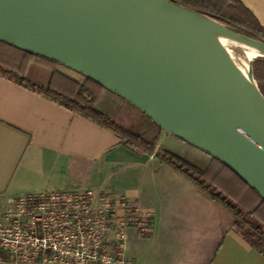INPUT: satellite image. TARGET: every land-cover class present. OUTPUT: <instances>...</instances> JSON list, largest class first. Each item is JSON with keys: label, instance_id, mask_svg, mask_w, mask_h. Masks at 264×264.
Returning <instances> with one entry per match:
<instances>
[{"label": "water", "instance_id": "95a60500", "mask_svg": "<svg viewBox=\"0 0 264 264\" xmlns=\"http://www.w3.org/2000/svg\"><path fill=\"white\" fill-rule=\"evenodd\" d=\"M202 20L264 56V41L169 0H0V41L100 83L264 199V97Z\"/></svg>", "mask_w": 264, "mask_h": 264}, {"label": "crops", "instance_id": "0c3cea01", "mask_svg": "<svg viewBox=\"0 0 264 264\" xmlns=\"http://www.w3.org/2000/svg\"><path fill=\"white\" fill-rule=\"evenodd\" d=\"M241 1L264 27V0ZM61 66L74 71L57 68L61 73L84 79ZM30 67L26 77L46 85L52 71L30 74ZM95 106L127 129L142 114L108 89L101 91ZM156 150L169 151L200 169L211 159L163 128ZM212 182L228 192L239 178L224 166ZM86 188L125 196L151 212V233L127 229L125 254L134 264H264V255L231 228V211L188 176L154 152L122 145L110 128L0 72V220L16 195Z\"/></svg>", "mask_w": 264, "mask_h": 264}, {"label": "trees", "instance_id": "16d2710c", "mask_svg": "<svg viewBox=\"0 0 264 264\" xmlns=\"http://www.w3.org/2000/svg\"><path fill=\"white\" fill-rule=\"evenodd\" d=\"M175 4L208 16L237 33L248 34L264 41V27L241 0H169ZM38 63L52 70L46 85H39L26 77L30 63ZM54 60L31 53L11 43L0 41V72L18 84L44 93L65 108L86 116L113 130L120 143L143 153L155 155L173 166L210 197L228 208L233 214L231 228L264 255V199L239 176V182L228 192L217 188L212 179L226 164L211 156L205 169H200L183 158L166 150H156L162 128L142 112L132 129L121 126L114 119L98 110L95 102L103 89L100 83L84 76L77 81L60 71ZM251 76L264 97V56L250 63Z\"/></svg>", "mask_w": 264, "mask_h": 264}, {"label": "built area", "instance_id": "2783aa9c", "mask_svg": "<svg viewBox=\"0 0 264 264\" xmlns=\"http://www.w3.org/2000/svg\"><path fill=\"white\" fill-rule=\"evenodd\" d=\"M152 232V214L93 189L14 196L0 220V264H134L127 229Z\"/></svg>", "mask_w": 264, "mask_h": 264}, {"label": "bare ground", "instance_id": "6f19581e", "mask_svg": "<svg viewBox=\"0 0 264 264\" xmlns=\"http://www.w3.org/2000/svg\"><path fill=\"white\" fill-rule=\"evenodd\" d=\"M202 24L204 25V27L207 29V31L210 33V35L214 38V40L221 46V48L226 52V54L232 59V55H230L231 53L228 51V49L224 46V43L226 42H232V43H238V44H242L243 46H245L247 48L246 51V55H247V59L248 60H252V58L256 57V56H260L261 51L250 46L249 44L233 37L232 35H230L229 33H227L226 31H224L222 28H220L217 24L207 21V20H202ZM233 60V59H232ZM236 65V64H235ZM236 67L238 68V70L240 71V73L244 76V78L248 81L249 77H248V65L245 64L244 66H240V65H236Z\"/></svg>", "mask_w": 264, "mask_h": 264}, {"label": "rangeland", "instance_id": "374dc122", "mask_svg": "<svg viewBox=\"0 0 264 264\" xmlns=\"http://www.w3.org/2000/svg\"><path fill=\"white\" fill-rule=\"evenodd\" d=\"M263 6H264V3H263ZM245 34V33H243ZM247 36H250L248 34H245ZM252 37V36H250ZM254 38V37H252ZM256 39V38H254ZM258 40V39H257ZM224 46L228 49V51L231 53L230 55H232V59L234 61V63L236 65H240V66H244L245 64L248 65V76L252 78L251 76V68H250V63L252 62V60H254L256 57L252 58V60H248L247 58V55H246V51H247V48L245 46H243L242 44H238V43H232V42H225L224 43ZM247 57V58H246ZM31 67L29 68V73L30 74H36V75H42V72H50V68L46 67V66H43V65H40L38 63H30ZM63 68L65 71L67 72H74V71H70V69H67L65 67H62L60 64L55 66L56 70L57 68ZM52 71V70H51ZM39 72V73H38ZM253 79V78H252ZM253 83L254 85L257 87V82L253 79ZM264 84V81L262 82ZM160 139V138H159ZM166 143V142H165ZM188 151V149H186ZM183 152H185V150L183 149L182 150ZM193 152V151H192ZM186 154H188V152H185ZM193 154V153H191ZM190 155V154H188Z\"/></svg>", "mask_w": 264, "mask_h": 264}]
</instances>
